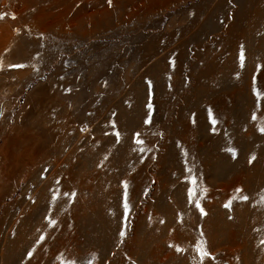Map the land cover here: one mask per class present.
<instances>
[{"label":"rangeland","instance_id":"374dc122","mask_svg":"<svg viewBox=\"0 0 264 264\" xmlns=\"http://www.w3.org/2000/svg\"><path fill=\"white\" fill-rule=\"evenodd\" d=\"M0 15V264H264V0Z\"/></svg>","mask_w":264,"mask_h":264},{"label":"snow or ice","instance_id":"6c2138e0","mask_svg":"<svg viewBox=\"0 0 264 264\" xmlns=\"http://www.w3.org/2000/svg\"><path fill=\"white\" fill-rule=\"evenodd\" d=\"M109 2H111V0H109ZM3 18V15H0V19H2ZM13 67H24V65H13ZM257 95L259 96V95H261V93H257ZM213 123L215 124L216 123V120H215V118H213ZM261 131H264V127H262L261 128ZM252 159H255V157H253ZM193 183H196V180H195V178L193 179ZM243 199H247V197H243ZM226 207H229L230 205H225ZM125 207L127 208L128 206H127V204L125 205ZM201 212L203 213V209L201 208ZM31 255V254H30ZM201 255H207V253L206 252H204V251H202L201 252Z\"/></svg>","mask_w":264,"mask_h":264}]
</instances>
